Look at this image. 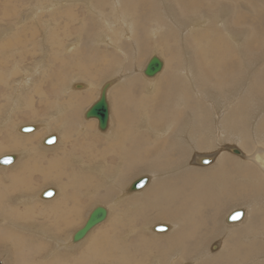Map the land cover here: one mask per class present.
I'll return each instance as SVG.
<instances>
[{
	"label": "rangeland",
	"instance_id": "rangeland-1",
	"mask_svg": "<svg viewBox=\"0 0 264 264\" xmlns=\"http://www.w3.org/2000/svg\"><path fill=\"white\" fill-rule=\"evenodd\" d=\"M42 1L44 3L42 5L43 14L38 18L39 20L42 18V22L44 23L47 19H54L56 39L52 43L49 42L52 37L53 28L51 23L46 27L45 24L42 25L39 21L38 25L35 22L33 23V28H30L31 22L28 18L35 6L36 0H20L19 2H17V0H11V3L6 4L4 7H0V29H3V32L0 30V45L5 43L8 38L9 40L11 39L10 41L8 40L9 44L7 46H5V44L0 46V123H2V119L7 118L9 115L8 124H10V131L12 132L7 133L6 130L1 129L0 126V132H4L2 133L4 136L2 134L0 135V141L2 143L4 142V146L2 145V147H0L2 149L0 151H4L3 148L12 147V145H19L20 143L26 146L23 153H21L24 164H22V161L20 162L22 165H20L21 168L19 167L17 170L18 175L16 176L15 181H13L11 178L12 176L10 175L12 171L10 173L0 171V216L1 214L5 215V222L0 224V263L42 264L40 261L45 259L46 260L44 262H49L48 260H50V258H45L48 254L45 256L44 254L47 251L52 250L54 243L48 239L47 234H44L43 238H41V234L36 227L42 225L44 229L51 228L53 232L56 233L57 237H67L82 226V222L85 221L88 212L95 205H102L109 208L111 217L109 216L105 222L99 224L91 232H89L85 238L87 240L82 239L85 242H90L98 236L93 243L99 245L98 253L101 254L106 251V258L103 259L100 256L94 258L98 261H104L102 264H154L155 261H158L159 264H163V262L168 259V251L164 249L165 246H167L165 241L174 237V233L178 230L177 227H179L181 223H185V226L189 228V230L192 228L194 229L195 225L193 217L197 221L195 224L205 223L207 225L205 230L206 233H198L196 235L198 238H202L207 241L212 237L210 234H214V236L215 234L217 235L214 237L215 240L213 246H209L210 249L208 248L207 251L203 250L206 246L202 245L198 246V248L194 250L195 246L193 245L195 242L192 243L189 254L194 252V255L191 257L194 259L191 263L221 264L219 261L220 257L223 255L226 256V254L223 253V250L231 247L227 242V238H220L222 237V234H218L221 229L224 230V227H226L223 216L225 217V215L237 207L242 210L243 208L246 209L245 207L248 204L247 202H240L235 205L236 193H239L247 186H241L238 184L237 179L239 178V174L234 172V170L248 169L255 178H259V176L264 177V174L260 172V170L256 168L253 163L237 157L241 156V153H251V147H264L263 145H257L254 143L255 140L249 138V133L241 130L227 132L220 125V128L214 129V126L212 125L213 123H210L209 127L205 125L206 129L204 130V135L207 140L212 139L213 147L208 149L206 147L199 146L194 147L190 152H184V158L190 156L192 153H198L199 155H216L212 159L213 164L209 163L206 166L200 165V167L199 165L194 164L196 161L194 159V154H192V164L185 162L184 167L187 168L188 165L193 167V174L189 177L184 176L177 178L180 187L204 180L207 177L206 171H208L213 165H216V162L220 159V157L227 158L225 165L232 170L236 178L232 180L227 187L221 188V190H214V193H212L214 201L205 205V207L199 211L193 207H189L190 211L187 209L180 210L185 215L183 219L178 217L170 219L168 215H157L153 210L154 208L166 210V208L177 199V193H175L176 196H172V194L168 196H160L158 201H156V193H153L154 196H152L148 203L144 204L143 209L136 207L135 203H137L139 198L148 192L154 191L155 188L152 187L153 182L156 184L160 181V178H162L158 174L159 172H152L150 169L141 168L139 164H136L133 171L124 172L123 176L121 178L119 177V180L127 177L125 182L121 185H117L115 183L108 186L110 182L104 181L103 178H95L94 180L90 179L91 185L89 183H87V185H80L75 178L77 173L81 176V178H84L85 174L91 178L94 173L90 172L88 167L84 168L80 164L74 163L72 159V156L76 155L78 159L83 157L86 160H91L89 156L94 155L98 157L97 160L102 163L103 167H106L104 176H112L115 178L119 176L116 171V167L120 164V162H122L120 161V157L125 155L126 162L128 163L138 154L135 152L136 146L131 145L134 141V136L136 137L141 135L144 139H147V143H149L153 141V139L162 138L165 136L164 134H167L170 130H172L171 125H174L173 120L175 119L172 117L173 112L169 109V106H173V104H166L163 108L160 106L156 108L153 104L154 98L151 96L152 87L156 81L148 82V79H153L147 77L145 78L142 74V70L150 57L153 55L160 57L164 61L163 69L156 77H154L155 79L160 77L159 81L161 80L154 86V91L157 93L161 89L160 87L163 86L162 80L168 81L172 85H175L176 83L177 86H180V81L186 82L185 85L189 86L194 83V86L197 88L201 86L198 80L195 82L193 78L188 79L190 72L187 74V68L191 62L197 60L198 55L202 53H205L206 55L210 54V50L207 49V42H209L210 39H214V37L219 36L218 33L216 36L212 34L210 25H207V22H204L203 24L201 23L203 15H212L213 10L209 7V0H201V5L195 7V10L190 11L192 13V26H190L189 19L179 16V12L183 9L180 4L177 5L176 0H153V7L150 11L151 14L149 13L147 18L143 16L144 8L139 0H137L135 5H133L129 0H104L103 2H96L95 0H92L91 3L88 4V7L84 0H74L70 1L68 4L60 6L59 10L56 8L50 10L49 3L46 4L47 0ZM196 3H199L198 0ZM244 3L241 2L240 5L232 6V2H227L224 5H228L231 8L233 7V9L237 8L242 12L247 11L249 15H253L254 8L257 9L261 13L259 15L256 12L257 14L255 13V15L262 18L260 20L258 17L255 18V25L259 27L264 19V0L260 2L261 7L263 8H260L259 2H256L254 7L247 5V9L245 10L241 6L244 5ZM257 5L258 8H256ZM178 7H180V9ZM251 7H253V9ZM187 13L190 14L188 11ZM171 14H173V19L170 17ZM122 15H125L133 20L131 22V28L134 27L132 34L135 30L137 33V39L140 44L136 45L137 51L140 54V59L137 65L130 64L132 56L134 55V45L133 48L130 47L131 38L128 40L123 34L120 37V41H118V33L120 31L123 32L124 30H127L120 22ZM196 15L201 16L196 18ZM218 16L219 14L217 12L215 18ZM139 18H144V20L139 22ZM177 22L178 24L176 25ZM66 23L67 26H65ZM157 23H160V25ZM262 26L264 27V22ZM10 27L14 28L13 33L7 36L4 35V30L6 31ZM158 28L159 30L155 33L154 31ZM246 28H248V25ZM103 30L107 38L105 41L99 42L97 40L100 39H97V37L102 35ZM8 31L10 32V30H7V32ZM261 32H264V28H262ZM207 33L210 34V37L206 42L205 36ZM5 39L6 41H4ZM38 41L41 42L42 45L38 46V50L36 49L37 54L32 55L30 50L33 49L32 47H34L35 43ZM70 43L71 45H77L71 46V49L68 50L65 45ZM115 45H117V47ZM8 46L9 48L7 49ZM63 46H65L64 49ZM259 46L260 47L257 50L254 49L250 50V52H246V59L250 61V66L252 68L256 67L254 70H251L249 65H247L243 80L246 94H248V97L253 95L251 98L256 99V103L259 101V96H261L262 93L256 90V87L253 84L255 79H257L258 82L261 80V77L258 74L260 72L259 69L261 68V71L264 72V68L262 67L264 65V34L260 40ZM13 50L16 53H14ZM79 72H81L84 76L77 75ZM22 78L24 79L22 80ZM116 78H118V81L113 82V85L109 87L107 93L112 109V128L110 129L109 127L106 132L100 133L97 130V119L92 117L85 119L84 112L92 104V102L98 98L99 89L102 83L106 80H114ZM27 79L30 81L28 85L25 84V80ZM249 79H251V81ZM87 81L95 86L96 92L93 94V99L88 105L79 107V115L72 116L74 122L72 127H69L71 131L67 133L66 138L64 137L63 144H54L56 147L51 146L54 147L53 150L43 149L39 145V142H41V140L50 133H59V131L56 132V130H59V126H48V128H46V126L40 125L41 131L39 130V132L35 134L34 132L30 133V138H26V136L28 137V134H21L17 131V126L23 123L40 124L41 122L46 121L44 119L52 121L53 119L59 117L55 111L58 103H63L68 100H71L74 103L78 102V95L76 96L71 94L70 91H66V87L72 83L82 84L84 86ZM149 83L150 85H148ZM83 86L79 88V86L76 85L73 89L82 90ZM37 87L41 92H35ZM205 89H207L208 92V88L206 87ZM228 90L229 87L224 88L221 91L222 93H220L219 91L212 89V95L221 97L224 93L228 92ZM31 94L33 96H31ZM8 95H10L13 100H7L6 97ZM175 98L176 97H173L171 101ZM63 99L65 100L63 101ZM173 102H176V100H173ZM262 103L263 107L257 105L259 109H264V98L262 99ZM201 105L206 107V103L204 101L201 102ZM68 111L69 110H67V112ZM121 115L125 116L123 120H119ZM60 116H63V114ZM117 120L120 121V126L118 125ZM90 122L93 124L92 130H90L92 133L88 134V137L84 138L83 133H78V127L76 126L82 127L85 126V123ZM168 124L170 125L168 128L169 130H167L168 132L166 131V133L164 132L163 135L161 134L162 136L154 134L152 131L154 128L156 130L157 128L165 125L168 126ZM109 130V133H112L114 136L110 135L112 139L114 138V140L115 133H117V136L120 135L121 146H117V144L115 146H110L109 144L104 143L103 136ZM63 132L65 133V131ZM34 135L40 136L36 138L37 136ZM223 135L225 136L223 137ZM1 136L4 139H1ZM212 137L214 139L216 138V140ZM25 139L31 140L26 141ZM169 139L171 138H168V140ZM234 139H238L241 146L232 143ZM146 144L144 146H146ZM129 145L132 147V150L131 154L127 156L126 147ZM224 145H233V149H229L231 153L223 151V154H220L218 152ZM107 146L109 148H107ZM139 147L140 151L145 148L143 146ZM26 148H29L31 152L36 148L32 157L28 156L29 154L26 152ZM11 149L14 154L17 153L16 149ZM234 149L238 150L240 154L238 155L232 152ZM100 150L101 152H99ZM164 156L165 153L161 151L159 153V157ZM34 157L36 160L42 157L45 161L39 160L36 162ZM25 162H30L29 166L27 165L28 163L25 164ZM58 162L61 164V167L57 168L58 170L56 167L49 166L51 164H58ZM173 165L177 166L176 163ZM23 167L28 170L23 169ZM49 168L50 171L47 172ZM174 170L176 169H170L169 171H172L171 173H166L165 170V174H163V176L172 177ZM140 176H147L150 178V182L144 186V190L138 193H132V196L122 191L124 189L126 190L129 183L133 179ZM192 176H194L196 180H194ZM72 177L75 180L74 183H71L73 179ZM248 177L252 178L251 176ZM28 180L29 182H26ZM262 181L264 180H261V182ZM20 182L22 183L20 184ZM96 182L98 183V185H96L98 193L105 195V197H102L97 201L86 200L88 195H86L85 192L88 189H91ZM24 184L25 186L23 187ZM57 185L61 190L59 196L57 194L54 196L55 198L53 197L54 200L57 198H63L64 202L70 205L67 206L66 210H59L55 213L63 216L62 218L64 220L70 213V215H72L73 212L77 215L81 214L74 219L77 224L75 222L72 223L71 221L70 224L62 222L61 224L58 223L57 226H52L49 222L44 221L46 219L53 220V216L51 217V214H53L51 212L53 210V206L47 204L50 202L42 203L38 197H36V194H38L39 190L44 186L54 188L57 187ZM253 186L261 187L260 185ZM164 187L166 191L170 190L171 185L168 180L164 181ZM12 188L15 190H10ZM32 193H36V198L33 197V199H31V197H29L27 198L28 201H26V199H21V197L24 198L27 195L30 196ZM124 193L127 196H125ZM199 195H207V190H200ZM74 198L82 201H76V203ZM135 199L136 201H134ZM216 201L218 204H215ZM74 205H76V207L78 205L79 207L77 208V212L74 211ZM60 207L63 209L62 206ZM13 208H16L17 210H13ZM27 208L31 209L28 210ZM78 209L80 210L78 211ZM25 211L30 212L28 216ZM191 212L194 213V216H192ZM254 213L255 210L252 208L250 219ZM263 220H260V228L259 230L254 231V236H252V233L249 231V228L251 227L248 226V223L250 222L245 225L237 226V228L231 230V232L227 231L228 236L237 245L235 246V253L231 255V259L226 256L228 264H239L237 261L239 259L248 258L250 252H258L261 255H264ZM157 221H159L160 224H169L170 228L173 223L174 225L168 232H166V230L165 234L162 232H152L149 226ZM147 225L148 228L146 229ZM32 226L34 227L32 228ZM185 226L183 224L181 225V228H185ZM118 228L119 230H117ZM102 232H107L110 235L106 244L101 238ZM128 233L131 235L129 236ZM91 234V238L88 239ZM168 234L170 235L165 240L157 239V237H155V235H159L158 237H161L163 235L168 236ZM141 235H144V239L148 241L146 246L142 241ZM238 239L247 240V242L252 239L257 246H243V244H246L247 242L239 243ZM100 240L103 242L100 243ZM189 240L192 241L193 238L190 237ZM83 241L81 243H83ZM218 242H222L221 249L217 248V246H219L217 245ZM82 245L87 246L86 243ZM172 245L177 246V243ZM117 246H122V248L120 247L117 249ZM123 246H127L130 250L126 252L125 249L123 250ZM149 247H151V250L154 252H147L146 257H141V251ZM69 249H75L76 251L75 254H71L69 250H65V253L67 254L65 258H68V264H73L75 262H77L75 264H89L94 259L88 257V259L84 261L82 258L85 255V252L81 251L80 246L78 245H73ZM113 250L116 251L115 254L113 253ZM130 251L132 252L129 253ZM62 252L63 250L57 251L53 264H64V258L60 254ZM133 252H135V254ZM201 252H204L205 255L210 253V256L201 258L199 257ZM172 253L176 254V252ZM126 254H130L133 257H127ZM79 258L81 259L80 262H78ZM185 263H190V261L187 259L183 262L178 257V260L174 261V263L166 262L165 264ZM250 264H264V259H257Z\"/></svg>",
	"mask_w": 264,
	"mask_h": 264
},
{
	"label": "bare ground",
	"instance_id": "bare-ground-1",
	"mask_svg": "<svg viewBox=\"0 0 264 264\" xmlns=\"http://www.w3.org/2000/svg\"><path fill=\"white\" fill-rule=\"evenodd\" d=\"M19 1L20 0H17V2H19ZM70 1H74V0H47L46 4L49 3L50 10H53L54 8L59 10L60 6L68 4ZM84 1L88 7V4H90L92 0H84ZM95 1L96 2H99V1L103 2L104 0H95ZM113 1H117V0H113ZM129 1L133 5H135L137 2V0H129ZM139 1L141 2L142 7L144 8L143 16L147 18L148 14L152 10L154 1L153 0H139ZM160 1H165V0H160ZM196 1L197 0H176L177 5L180 4V6L183 9L182 11L179 12V16H183L185 19H189L190 20L189 21L190 26H192V23H191L192 22L191 21L192 13L190 11L195 10V7H197L198 5H201V2H202L201 0H198L199 3L197 4ZM261 1H263V0H209V7L211 10H213L212 15L211 16H204L203 15V19H202L201 23L203 24L204 22H207V25L208 24L210 25V29H211L212 34L214 36H216V34L218 33L219 36L214 37V39H210V41L207 42V40L211 34V32L209 30L210 34L207 33V35L205 36V41L207 42V45H208L207 49L210 50V54H208V55H206L205 53H202L200 55L197 54L198 55L197 60L196 61L194 60V62H191L189 64V67L187 68V74H189V72H190V76L188 79L193 78L195 80V82L198 80V82L201 84V86L199 88H197L194 86V83H192L190 86L185 85L186 82H183V81H180L179 82L180 86H177L176 83H175V85H172L170 82L162 80L163 86L162 87L159 86L161 89L157 93L156 91H154V88H155L154 86L158 82H160L161 80L159 81L160 77L158 79H155L154 77H156L159 74V72L152 77H148V76L144 75V69L142 70V74L145 76V78L147 77V78L153 79V80L148 79V82H155L156 81L152 87L153 89H152V94H151V96L154 98L153 104L156 106V108L159 106L161 108H163L166 104H173V106H171V105L169 106V109L173 112L172 117L175 119V120H173L174 125H171L172 130H170V132L167 131V130H169L168 128L170 127L169 124H168V126L165 125L163 127L157 128L156 130H155V128L152 129L154 134H157V135H161V134L163 135L164 132L166 133V131L168 133L164 134L165 136H163L160 139H158V138L153 139V141H151L149 143H147L148 140L144 139L141 135L136 136V137L134 136V141L132 142L131 145L136 146L135 152H137L138 154L136 155L135 158H133L128 163L126 162V156L125 155L123 157H120V161H122V162H120V164L117 165V167H116V171H117L119 176L115 177V178L112 176H104V171H105L106 167H103L102 163L97 160L98 157H96L94 155H90L89 157L91 160H89V159L86 160L83 157L78 159L76 155H73L72 159H73L74 163L80 164L84 168L88 167V170L90 172L94 173V175H92L91 178L86 174H85L84 178H81V176L77 173L75 175V178H76V181L78 182V184L87 185V183L90 184V179L94 180L95 178H103L104 181L110 182L108 184V186L111 184H115V183L117 185H121L122 183L125 182V179H127V177L125 179H121V180H119V177L121 178L123 176L124 172L133 171V169L136 167V164H139V166L141 168H148L152 172H156V171L159 172L158 174L162 178H160V181L157 182L156 184H155V182H153L152 187L155 188L153 192H148L139 199L135 197L136 199H138L137 203H135L136 207H140L141 209H143L144 204L148 203L151 200L152 196H154L153 193H156V201H158V198L160 196H168L171 194H172V196H176L175 193H177L178 194L177 199L175 201H173L171 203V205L166 208V210H162L159 208H154L153 210L156 212L157 215H162V214L168 215V217H170V219H172L173 217H176V218L178 217V218L183 219L185 217V215L180 210L187 209L188 211H190L189 207H193L197 211H199L200 209L204 208L205 205L212 203L214 201V199L212 197V193H214V190H216V189L221 190V188L227 187L230 184V182L236 178V176L233 174L232 170L230 168L226 167V165H225L226 161H227L226 157H220V159L216 162V165H213L208 171H206L207 177L202 181L194 182L191 184H187L184 187H180V184H179L177 178H181L184 176L189 177L193 174V170H194L193 167H191L190 165H188L187 168L184 167L185 162L192 164V162H191L192 154H194V159L196 161V163H194V164H197L199 166L200 165L206 166L209 163L213 164L212 159L216 154L199 155L198 153H192L190 156H187L185 158L183 157L184 152H190L194 147L202 146V147H206L208 149H211L213 147L212 139L207 140L205 138V135H204V130L206 129V126L209 127L210 123H213L212 125L214 126V129H218L221 126L227 132L233 131V130H241V131H244L246 133H249V138L254 139L255 140L254 143H256L257 145H263L264 146V109H259L257 106V105H259L260 107H263L262 99L264 98V72L261 71V68L260 69L257 68L260 70V72L258 74L261 77V80L258 82L257 79H255L254 84H253L256 87V88L255 87L254 88L256 90H258L260 93H262L261 96H259L260 98H259V101L257 103L255 102L256 99L251 98L253 95L251 97L250 96L248 97V94H246V90H245V84H243L244 74L246 72L247 65H249L251 70H254L256 67L255 66L252 68L250 66V63H249L250 61L248 59H246L247 58L246 52H250V50H254V49L257 50L260 47L259 46L260 40L264 34V32H261L262 28H264L262 26L264 19H263L262 24L259 27H257L255 25L256 24L255 18H257L258 16L255 15V13L257 12L260 15V13H261L260 11H258L257 9L254 8L253 15H249L247 11L242 12L237 8L233 9V7L231 8L228 5H224L227 2H232L233 3L232 6L233 5H240L241 2H243V3L245 2L246 4L244 3V5H241V6L246 10L247 5L254 7V4L256 2H259V5H260ZM212 2H215V3H212ZM8 3H11V0H0V7H4ZM43 4L44 3L42 0H36L35 6L32 9V12H31L28 20L31 22L30 28H33V23H35V22L38 25L39 21H40V24L41 23H42V25L45 24L46 27L49 26L51 23V25H53V28H52V37H51L49 42L52 43L56 39L55 31H54V26H55L54 19L53 18L47 19V20H45L46 22L44 23V22H42L43 21L42 18L40 20L38 18L40 15L43 14V12H42V5ZM174 6H176V5H174ZM253 7H251V8L253 9ZM17 8H18V6H17ZM178 8L180 9V7H178ZM178 8H177V10H178ZM256 8H258V5L256 6ZM260 8H263V7H261V5H260ZM187 11L190 14H188ZM217 12H218L219 16L217 18H215L217 15ZM199 16H201V15H196V18H198ZM50 17H51V15H50ZM170 17H171V19H173V14H171ZM258 19L260 20L262 18L258 17ZM138 20L140 22V21L144 20V18H139ZM132 21L133 20H131L129 17H127L125 15L121 16L120 22L123 24V26L126 27L127 30H124L123 32L120 31L118 33V41H120V37L123 34L126 36V38L128 40L131 38L130 47L133 48V45H134V48H133L134 49V55L132 56L130 64L131 65H137L139 62V59H140V54L137 51L136 45H140V44H139V41L137 39L136 30L132 34L133 28H134V27L131 28V25H132L131 22ZM157 24L160 25V23H157ZM177 24H178V22L176 23V25ZM196 24L199 25L198 23H196ZM245 24L248 25L249 29L246 28L247 25H245ZM252 24H254V25H252ZM15 26H17V25H15ZM65 26H67V23ZM214 26H215V28H214ZM0 30H2V32H3V29H0ZM7 30H10V32L8 31L9 32L8 33ZM7 30L6 31L4 30V33H3L6 36L12 34L14 31V28L10 27ZM158 30H159V28L156 29V31H154V32L156 33ZM18 31H20V30H18ZM36 32H37V30H36ZM131 34H132V37H131ZM59 37H61V36H59ZM15 38H17V37H15ZM19 38H20V36H19ZM106 38H107V36L105 35L104 30H103L102 35L97 37V39H100V40H97V41L102 42V41H105ZM6 39L4 41H6ZM8 40H9V38L7 39V41L5 43H3V44H5V46H7L9 44ZM3 44H1L0 46H2ZM40 45H42V44L39 41L35 43L34 47H32L33 49L30 50L32 55L37 54L36 49L38 50V48H39L38 46H40ZM75 45H77V44L71 45V43H70V44H67L65 46H67L66 48L68 50H70L71 46H75ZM65 46H63V49L65 48ZM115 46L117 47V45H115ZM8 48H9V46L7 47V49ZM76 51H78V50H76ZM14 53H16V52L14 51ZM153 56H156V55H153ZM158 58L162 61L163 67H164V61L160 57H158ZM145 66H146V64H145ZM145 66H144V68H145ZM163 67H162V69H163ZM262 67L264 68V65ZM194 69H195V71H194ZM116 70H117V67H116ZM77 75H83V74L81 72H79ZM23 79L24 78H22V80ZM249 80L251 81V79H249ZM252 80H253V78H252ZM116 81H118V78H116L114 80H106L105 82H103L102 85L100 86V89H99L98 98L94 102H92V104L88 107V108H90L92 105L95 104V102L98 101L101 92L105 88V93H106L105 99H106V102L108 105L107 109H108L109 115H108V121H107V125H106L105 129L100 130V128L98 127V121H97V127H98L97 130L100 133L106 132L109 127H110V129L112 128V125H111L112 124V121H111L112 109L110 106V102H109L107 93H108L109 87L112 86L113 82H116ZM25 82H26L25 84L28 85L30 81H29V79H27V80H25ZM76 85H78L79 88L83 86L82 84L72 83L71 85L66 87V91H68V92L70 91L71 94H74L76 96L78 95V97H77L78 102L77 103H74L71 100L65 101L63 103L60 102L61 104L58 103L56 105V108H55L56 114L59 117H57L53 120L51 119L52 118L51 117L50 119L52 121H49V119H44L46 121L41 122L40 124L23 123V124L17 126V128H16L17 131L21 134H28V137L26 136V138H30L31 137V136L29 137L30 133L34 132V134H35V133L39 132L40 125L46 126V128H48V126L49 127L59 126V130H56V132L59 131V133L52 132L48 135V136H55V141L53 144L47 145L44 143L45 138L48 137V136H46L41 140V142H39V145L43 149L53 150V148L56 147V146H54V144L55 145H59L60 143L63 144L64 137L66 138L67 133H69L71 131L69 129V127H72L73 122H74L72 119V116L79 115V107L88 105L91 102V100L93 99V94L96 92L95 86H93V84L88 82V81H87L86 85L83 86L82 90H74L73 88ZM148 85H150V83ZM23 86H25V85H23ZM206 87L208 88V92H207V89H205ZM228 87H229L228 92L224 93L221 97H217L216 95H212L213 94L212 89L222 93L221 91L224 88H228ZM210 88H212V89H210ZM230 89H231V91H230ZM39 91H40V89L37 87L35 89V92L39 93ZM31 96H33V95L31 94ZM173 97H176L175 99H173V100H176V102H173V100L171 101V99ZM6 98H7V100L12 99V97L10 95H8ZM32 98H34V97H32ZM149 98H151V97H149ZM64 100L65 99H63V101ZM202 101H204L206 103V107H203L201 105ZM63 104L65 105V107ZM32 106L35 107L34 105H32ZM37 109H40V108H37ZM87 109L85 110V112L87 111ZM67 110H69V111L67 112ZM85 112H84V116H85ZM163 113H162V115H163ZM61 114H63V116H60ZM124 117H125L124 115H121L119 117V120H123ZM85 119H86V117H85ZM119 120H117V123L120 126ZM1 122H2V123H0L1 129L6 130L7 133H12L10 131L11 130L10 124H8L9 115L7 116V118L2 119ZM28 126L31 127L30 130H27V131L22 130L23 128L25 129ZM76 127H78V133H80V134L83 133V136L85 138V137H88V134L92 133V132H90V130H92L93 124H92V122H90V123H85V126H82V127L76 126ZM63 131H65V133ZM109 132H110V130L104 135L105 137L103 136L104 143H107L110 146H115L116 144H117V146L118 145L121 146L120 135L117 136V133H115L114 134L115 140H114V138L112 139L110 136V135H112V133H109ZM2 133H4V132H2ZM2 133L0 132V135ZM34 136H37L36 138H38L40 135H34ZM224 136L225 135H223V137ZM90 137H91V135H90ZM168 138H171V139L168 140ZM1 139H4V138L1 136ZM25 140L29 141L31 139H25ZM85 140H87V139H85ZM96 140H97V138H96ZM214 140H216V138ZM232 143H234L235 145L241 146L239 144L238 139H234ZM3 144H4V142L2 143L0 141V147H2ZM145 144H146V146H144ZM51 146H54V147H51ZM139 146H143L145 148L142 151H140ZM25 147L26 146H24L22 143H20L19 145H12V147L3 148L4 151H0L1 152L0 157L5 156L7 154L14 156V161H8L7 164H0V171H5V173H10L12 171V173H10V175L12 176L11 178L13 179V181L16 180V176L18 175L17 170L19 169L20 165L24 164V162L22 161L23 159H22L21 153H23V151L25 150ZM232 147H233V145H228V146L224 145L219 149L218 152L220 154H223V151L229 153L230 152L229 149H231ZM11 148L16 149L17 153L14 154L12 152ZM107 148H109V147L107 146ZM98 149H99V147H98ZM126 149H127V156H128L129 154H131L132 147L129 145L126 147ZM0 150H2V149L0 148ZM35 150H36V148H35ZM37 150H38V148H37ZM34 151L31 152L29 148H26V152L29 154L28 156H30V157H32ZM161 151H163L165 153L164 157H159V153ZM251 151L252 152L249 154L241 153V156H237V157L253 163L255 165V167L258 168L260 170V172H262L264 174V147H261V146H256L255 148L251 147ZM99 152H101V150ZM232 152H234L235 154H238V155L240 154L238 152V150H236V149L232 150ZM40 156H41V154H40ZM68 157H69V155H68ZM35 160H36V158H35ZM39 160L45 161L42 157H40L39 159L36 160V162ZM21 161H22V164H20ZM64 162H65V160H64ZM27 163L25 162V164H27L29 166L30 162H27ZM59 163L60 162H58V164H54V165L51 164L49 166L56 167V169H57L58 167H61V164H59ZM174 163H176L177 166H174L173 165ZM34 164H36V163H34ZM25 167H26V165H25ZM23 169H27V168L23 167ZM170 169H176L173 171L172 177L163 176V174H165V172L171 173L172 171H169ZM43 170H45V169H43ZM49 171H50V168L47 170V172H49ZM234 172L239 174V178L237 179L238 184L241 186H247L246 188L242 189L239 193H236L235 205L237 203L242 202V200L249 201V202L257 201V200H264V183L261 182V180H264L263 176H259V178H255L254 175L251 173V171L248 169H236V170H234ZM248 176H251L252 178H250ZM137 178H139V177H137ZM137 178L133 179L129 183L126 190L124 189L125 191L124 190H122V191L125 192L126 194H130V196H132L131 195L132 193H138V192L144 190V188H145L144 186L148 182H150V178H148L147 176H146L147 183L144 186H142L141 188H139L137 190L131 191L129 189L130 184L132 182H134ZM192 178L194 180H196V178L194 176H192ZM165 180H168L170 185H171V188L169 191L165 190V187H164V181ZM74 181L75 180L73 178L72 182L71 181L70 182L74 183ZM99 181H97V182H99ZM22 182H20V184ZM26 182H29V180ZM97 182L94 186H92L91 189H88L85 192V194L88 195L86 197V200L97 201V200H100L102 197H105V195H101L98 193V189L96 187V185H98ZM45 183H47V182H45ZM26 184H28V183H26ZM253 185H260L261 187H255ZM24 186H25V184L23 185V187ZM15 187H17V186H15ZM25 188H27V187H25ZM15 189H17V188H15ZM15 189L12 188L10 190H15ZM21 189H23V188H21ZM48 189H51L53 191L52 197L43 198L42 193ZM203 189L207 190V195L200 196L199 191L203 190ZM7 190H8V188H7ZM60 190L61 189L58 185H57V187H54V188L44 186L43 188H41L39 190L38 194L32 193L30 196L27 195L24 198L21 197V199L22 200L26 199V201H28L27 198L31 197V199H33V197H35V194H36L37 195L36 197H38V199L42 203L43 202H50L47 204H50L53 206V210L51 211L53 214L50 213L51 217L53 216V220L52 219L51 220L46 219L44 221L49 222L50 225H52V226H57L58 223L61 224L62 222L63 223L65 222L66 224H70L72 221V223H74L75 222L74 219L77 218L78 216H80L81 214L77 215L76 213L73 212V214L70 215L71 214L70 213V214H68V217H66V219L64 220L62 218L63 216L55 213L56 211H59V210H66L67 206L70 205V204H66L64 202L63 198H57L54 200L55 195L58 194V196H59ZM125 193H124V195L127 196ZM244 195L253 196V197H252V199L245 198V197L242 198ZM240 196H242V197H240ZM31 199H29V200H31ZM136 199L134 201H136ZM74 200H75V202L76 201H79V202L82 201V200H79L77 198H74ZM137 204H141V205H137ZM215 204H218V202L216 201ZM60 206H62L63 209H61ZM97 206H100L106 210V216L102 221H99L94 227H92L86 233V235L89 232H91L96 226L105 222L109 216L111 217L110 210L108 207H105L102 205H95L88 212V214L85 218V221L89 217L91 211L93 212ZM249 207L250 206H246L245 207L246 209H244L242 207L243 211L244 210H246V211H244V212L242 211L243 214L236 221H232V222L227 221V215H229V213L227 215H225V217L223 216L224 223H225L226 227H224V230L221 229V231L218 234H222V237H220V238H227V242H228L229 246H231L230 248H225L223 250V253H225L229 259H231V255L235 253V246H237V245L228 236L227 231L231 232V230L237 228V226L245 225L248 222H250V223H248V226L251 227V228H249L250 229L249 231L252 233V236H254V231L259 230V228H260V220H263V218H264V211H259L256 208H253V207L249 208ZM18 208H20V207H18ZM77 208H79L78 205H77V207H76V205H74V211L75 212H77ZM252 208L255 210V213L250 219ZM27 209L30 210L31 208L30 209L27 208ZM13 210H17V209L13 208ZM23 210H25V209H23ZM79 210L80 209H78V211ZM236 210H242V209H239L237 207L236 209H233L231 212H234ZM25 212H27V216L30 213L29 211H25ZM191 214H192V216H194L193 212H191ZM186 217H187V215H186ZM193 219H194V225H195L194 229L192 228L191 230H189V228H187L185 226V223H181L180 226L177 227L178 230L177 231L175 230L176 232L174 233V237L172 235V237H173L172 239L169 238L170 240L168 239V241H165V244L167 246H165L164 249L168 251V259L165 262H163V264H165L166 262L167 263L168 262L174 263V261L178 260V257L183 262H184V260H187V259L190 261V263H185V264H192L191 262L194 258H191V257L194 255V252H192L191 254H189V253H190V248H191L193 242H195L193 245V246H195L194 250H196L198 248V246H200V245L206 246L203 249L204 251H207L209 246H213V243L215 240L214 237L217 234H215V236H214V234L213 235L210 234V236H212V237L210 240H207V241H205V239L198 238L196 236L198 233H206L205 230H206L207 225L205 223L195 224V223H197V221L194 217H193ZM252 220H254V221H252ZM85 221L82 222L83 224L80 228H82L84 226ZM4 222H5V215L1 214L0 224H3ZM262 222H264V220ZM169 223H171V222H169ZM120 224H121V222H120ZM148 224H149V222H148ZM183 224H184L185 228H181V225H183ZM159 225H160V222L157 221L156 223L154 222V224H152V225L150 224L149 228L152 232H155L154 228L156 226H159ZM173 225H174V223H173ZM167 226H168V230L166 232H168L170 229H172V226L170 228L169 224ZM33 227L34 226H32V228ZM61 227H62V225H61ZM147 228H148V225H147L146 229ZM36 229H38V231L40 232L41 238H43L44 234H47L48 239L54 243V247L52 248V250L47 251L44 254V256L46 254H48L45 258H50V260H48L49 262H44L46 259L41 260L40 262L42 264H53L54 259H55V254L59 250H63V252H62L63 254L60 253L64 258L63 263L68 264V260H67L68 258H65V256L67 255L65 253V250H69L71 254H75V251H76L75 249H69L73 245L80 246V250L85 252V255L82 258V259H84V261L87 260L88 257H90L91 259L94 257H98V256H100L103 259L106 258V251L101 253V254L98 253V246L99 245L93 243V241L96 238H98V236H96L90 242L89 241L85 242V241H83L87 237L85 235L83 240L81 239L79 241L74 242L72 240V236H73L74 232H76L78 229L75 230L74 232H72L69 236H67V237L64 236V238L57 237L56 233H54L51 228L50 229H44L42 227V225H39L38 227H36ZM117 230H119V228ZM122 231H124V230H122ZM118 232H120V231H118ZM166 232H162V233L165 234ZM156 233H158V232H156ZM128 235L130 236L131 234L128 233ZM169 235L170 234H168V236L163 235L161 237H158L159 235L158 236L155 235V237H157V239H164L165 240L169 237ZM200 235H202V234H200ZM91 236H92V234L88 237V239L91 238ZM141 236H142V241H143L144 245L146 246V244H148V241H146L144 239V235H141ZM109 237H110L109 233L102 232L101 238H102V240H104L105 244L108 241ZM190 237L193 238L192 241L189 240ZM85 240H87V239H85ZM102 240H100L99 242L102 243L103 242ZM238 240H239V243H246L247 242V240H242V239H238ZM82 241H83V243H81ZM173 241H174V243H177V246L172 245V244H174ZM84 243H86L87 246L82 245ZM170 245H172V246H170ZM178 245H180V246H178ZM217 245H219V246H217V248L221 249L222 242H218ZM243 246L252 247V246H257V244L252 239H250L246 244H243ZM120 247L122 248V246H117V249H119ZM124 249L126 252L130 250L127 246H123V250ZM111 251H112V249H111ZM113 251H114L113 253L115 254L116 251L115 250H113ZM131 252L132 251H130L129 253H131ZM147 252L150 253V252H154V251L151 250V247L144 249L141 251V257H146ZM172 252H176V254H174ZM133 253L135 254V252H133ZM86 254H87V256H86ZM126 256L130 257V258L133 257L130 254H126ZM207 256H210V253L205 255L204 252H201L199 257L202 258V257H207ZM226 256L223 255L222 257H220L219 261L221 264H228ZM257 259L263 260L264 255H261L258 252H250L248 258L239 259L237 261V263H239V264H250L251 262H253ZM80 261H81V259L79 258L78 262H80ZM24 263H25V261H24ZM75 263H77V262H75ZM75 263H73V264H75ZM102 263H104V261H98L97 259L94 258L89 264H102ZM154 264H159V262L155 261Z\"/></svg>",
	"mask_w": 264,
	"mask_h": 264
},
{
	"label": "water",
	"instance_id": "water-1",
	"mask_svg": "<svg viewBox=\"0 0 264 264\" xmlns=\"http://www.w3.org/2000/svg\"><path fill=\"white\" fill-rule=\"evenodd\" d=\"M163 63L157 56H152L146 63V66L144 68V75L148 77H152L156 75L158 72L162 70ZM105 88L101 92L99 99L97 102H95L94 105H92L90 108L87 109L85 112L86 118H96L98 121V127L100 130H103L106 128L107 121H108V105L105 99ZM31 127L28 126L25 129L23 128V131L30 130ZM55 141V136H48L45 138L44 143L47 145L53 144ZM8 161H14V156L7 154L5 156L0 157V164H7ZM147 183L146 176H142L137 178L134 182H132L129 186V189L137 190L144 186ZM53 195V191L51 189L45 190L42 193L43 198H49ZM243 210H236L234 212H230L229 215H227V221L232 222L238 220L241 215L243 214ZM106 216V210L100 206H97L96 209L89 215L87 220L85 221V224L82 228L78 229L76 232H74L72 236V240L74 242L79 241L84 238L86 233L94 227L99 221H102ZM168 230V226L164 224H160L159 226H156L154 228L155 232H165ZM1 264V263H0Z\"/></svg>",
	"mask_w": 264,
	"mask_h": 264
},
{
	"label": "flooded vegetation",
	"instance_id": "flooded-vegetation-1",
	"mask_svg": "<svg viewBox=\"0 0 264 264\" xmlns=\"http://www.w3.org/2000/svg\"><path fill=\"white\" fill-rule=\"evenodd\" d=\"M262 183H264V181H262ZM257 184V183H256ZM249 198V199H252L253 196H247V195H244L243 198ZM242 202H247V206H250V207H253V208H256L258 209L259 211H264V200H257V201H244L242 200ZM263 203V204H262ZM262 204V205H261Z\"/></svg>",
	"mask_w": 264,
	"mask_h": 264
}]
</instances>
